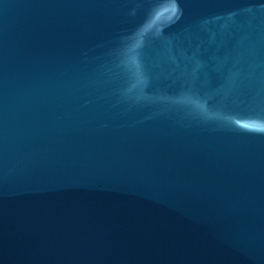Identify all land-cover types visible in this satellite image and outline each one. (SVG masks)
Segmentation results:
<instances>
[{
  "label": "water",
  "instance_id": "water-1",
  "mask_svg": "<svg viewBox=\"0 0 264 264\" xmlns=\"http://www.w3.org/2000/svg\"><path fill=\"white\" fill-rule=\"evenodd\" d=\"M0 264H264V0H0Z\"/></svg>",
  "mask_w": 264,
  "mask_h": 264
}]
</instances>
